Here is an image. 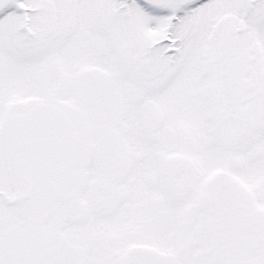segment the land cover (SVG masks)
Wrapping results in <instances>:
<instances>
[{"label": "snow or ice", "instance_id": "snow-or-ice-1", "mask_svg": "<svg viewBox=\"0 0 264 264\" xmlns=\"http://www.w3.org/2000/svg\"><path fill=\"white\" fill-rule=\"evenodd\" d=\"M0 264H264V0H0Z\"/></svg>", "mask_w": 264, "mask_h": 264}]
</instances>
